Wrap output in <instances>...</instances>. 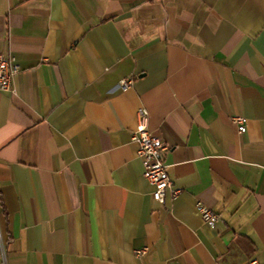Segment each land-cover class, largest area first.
<instances>
[{
  "label": "crops",
  "instance_id": "1",
  "mask_svg": "<svg viewBox=\"0 0 264 264\" xmlns=\"http://www.w3.org/2000/svg\"><path fill=\"white\" fill-rule=\"evenodd\" d=\"M0 53V264H264V0H0Z\"/></svg>",
  "mask_w": 264,
  "mask_h": 264
},
{
  "label": "built area",
  "instance_id": "2",
  "mask_svg": "<svg viewBox=\"0 0 264 264\" xmlns=\"http://www.w3.org/2000/svg\"><path fill=\"white\" fill-rule=\"evenodd\" d=\"M19 72V65L11 55L0 53V91H13L15 75ZM129 78H123L118 82V88L125 89L131 85ZM137 123L132 133V139L136 143V154L143 166V177L152 185L151 197L153 200L163 202L167 195L174 196L176 190L172 189V182L166 172L163 162L164 143L152 135L148 129V112L140 107L136 114ZM231 121L235 124L238 133H244L246 127L241 116H232ZM196 210L202 221L212 225L217 221V215L205 204L196 202ZM146 248L135 250L136 256L145 254ZM0 258L4 260V249L0 240ZM248 264H258L256 259L250 260Z\"/></svg>",
  "mask_w": 264,
  "mask_h": 264
}]
</instances>
